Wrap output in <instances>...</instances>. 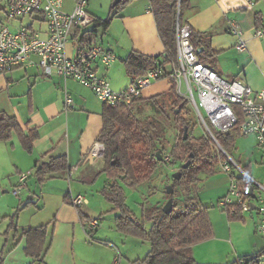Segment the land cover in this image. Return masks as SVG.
Returning a JSON list of instances; mask_svg holds the SVG:
<instances>
[{
  "label": "crops",
  "instance_id": "crops-1",
  "mask_svg": "<svg viewBox=\"0 0 264 264\" xmlns=\"http://www.w3.org/2000/svg\"><path fill=\"white\" fill-rule=\"evenodd\" d=\"M189 1L192 9L198 7L200 12L211 9L214 13L201 23V27H198L200 29L184 19L193 30L204 32L210 37L213 55L204 59L210 68L228 81L235 80L240 72L244 74L245 68H264V44L253 35L255 27L264 22V13L257 9L261 4L252 10L229 9L226 14L225 9L232 4H227L224 0H204L203 3L202 0H195L197 3L194 0ZM150 2L151 0L149 4ZM235 3L236 1L233 4ZM92 15L98 19L95 27L93 24L90 28L73 29L66 52L69 57L75 56L79 42L92 39L88 31L93 27L94 34H103L100 43L112 50L117 58L110 66L98 63L96 70L110 81L113 89L123 90L132 81L124 64L131 51L137 50L153 56L164 53V44L159 36L154 14L147 8L144 9L132 1L122 10L120 17L116 16L117 28L112 33L116 43L107 36L110 27L105 29L100 23L99 20L103 18ZM227 17L239 22L248 40L247 50L239 51V54L244 55L242 61H231V56L234 55L232 53L237 50V39L229 32ZM20 20L22 25L23 19ZM14 22L6 17L5 5L0 2V25L6 23L13 26L12 28L19 27L17 24L13 25ZM39 29L46 32V28ZM105 32H108L107 35H104ZM121 55L125 58L120 59L122 64H119L117 60ZM257 58L260 59L262 67L259 66ZM166 64L170 67V62ZM111 73L128 76L129 84L114 85L110 79L113 77ZM244 82L250 86L252 84L255 90L264 87V78ZM171 85L172 81L157 80L144 90L141 97L150 98L164 93ZM68 94L73 103L66 106ZM103 109L104 103L79 81L72 77L47 76L37 65L18 67L0 74V110L16 116L24 130L37 129L39 133L33 141L32 151L24 149L17 133H13L10 140L0 141V162L3 166L8 164L7 170L0 171V201L8 203L0 208V254L3 256L1 264H129L134 261L127 253L128 243L137 242L138 239L116 228L115 214L110 212L114 206L111 202L109 207L105 204L108 200L102 193L108 188L109 179L104 172L103 153L96 154L95 147L104 124ZM245 137L256 141L252 135ZM258 147L261 150H256L257 158L243 165L248 171L252 165L264 169V150L259 145ZM57 156H64L68 167L46 174L45 179L40 181L36 173L39 165ZM24 171L31 173L18 198L12 190L19 183L20 174ZM253 177L258 180L255 175ZM121 183L126 193V189H137L142 185L133 187L124 183L123 179ZM229 186L230 183L223 195L228 192ZM78 195L86 198V202L79 209L72 204L73 198ZM142 197L141 192L144 208L145 201ZM35 198L37 202L32 205ZM126 202L128 204L127 194ZM104 212L112 214L113 219L103 222L101 218L99 227L92 236H88L84 231V223L91 218H98V215L102 217ZM210 212L209 210V214ZM248 214L255 215L254 212ZM242 215L241 219H232L227 212H218L215 218L210 214L213 235L191 247L198 263L226 264L243 255L259 253V264H264V234L256 231L258 219L249 218L247 212ZM37 226L45 228L44 253L39 259L26 253L28 238L24 235L25 230ZM123 253L129 263L122 259Z\"/></svg>",
  "mask_w": 264,
  "mask_h": 264
},
{
  "label": "built area",
  "instance_id": "built-area-1",
  "mask_svg": "<svg viewBox=\"0 0 264 264\" xmlns=\"http://www.w3.org/2000/svg\"><path fill=\"white\" fill-rule=\"evenodd\" d=\"M232 4L225 9L252 10L257 5L264 6V0H224ZM236 1L235 4H233ZM5 5L9 20L32 16L36 21H45L46 32L41 29L21 25L12 28L9 24L0 25V74L8 73L18 67L39 66L47 76L72 77L91 89L104 104H128L142 96L144 90L153 82L168 78L176 87L177 94L193 108L205 135L224 152L220 160L221 168L231 178L228 193L219 200L225 207L240 208L243 213L256 211L259 218L256 231L264 234V183L256 180L249 171L239 164L223 147L217 133H231L234 129L243 136H254L257 144L264 150V87L255 90L242 80L228 81L210 68L199 56L192 43V26L181 20L179 12L175 22L177 59L161 63L145 74L132 79L127 88L115 90L110 81L97 73L98 63L110 66L116 54L100 42L101 34H94L97 18L88 11V0H75L72 10L63 8V0H0ZM151 11V4H149ZM39 14V15H38ZM228 29L236 39L238 51L248 48L244 30L236 19L227 17ZM94 27L88 31L92 39L82 40L76 47V54L69 57L66 52L71 33L75 28ZM46 34V35H45ZM253 35L264 44V22L257 25ZM165 59V56H163ZM73 103L68 94L66 106ZM104 151V144L98 142L96 154ZM162 160L175 163L173 152L164 153ZM30 171L20 174V181L13 188L15 196L26 186ZM243 177L241 183L239 178ZM253 192L250 193V189ZM257 201V202H255ZM86 202L83 195L73 198L72 204L79 209ZM254 205V207H253ZM100 220L91 218L84 223L88 236L99 227Z\"/></svg>",
  "mask_w": 264,
  "mask_h": 264
},
{
  "label": "trees",
  "instance_id": "trees-1",
  "mask_svg": "<svg viewBox=\"0 0 264 264\" xmlns=\"http://www.w3.org/2000/svg\"><path fill=\"white\" fill-rule=\"evenodd\" d=\"M121 1L119 4H121ZM117 4L115 7H118ZM151 12L154 14L156 27L159 36L164 44V53L153 56L133 50L124 60L127 73L132 79L145 74L149 69L159 64L172 62L177 59L175 22L179 12L183 19V9L189 7V0H151ZM100 23L108 29L112 18L100 19ZM98 22V19H97ZM192 43L204 61L206 56H212L210 37L204 32L193 30ZM163 56H165V59ZM160 98L172 100L174 103L184 100L176 92L172 83L170 89L164 93L154 95L150 98H135L128 104L109 105L104 104V124L98 136V141L104 144L103 159L105 163L106 176L109 179L108 188L102 193L105 198L113 204L112 212L115 214L116 228L137 238H144L150 242V250L145 257L146 264H200L192 254V245L207 239L213 235V226L209 214L210 206H202L198 200L189 196L183 207L177 209L178 203L174 196L173 209L169 214L163 211L166 202H157L154 205H147L143 208V217H138L126 202V192L121 183L131 186L149 182L158 164L163 160L159 159L158 153L163 157L165 148H159L158 143L162 140L165 129L162 124L149 117L142 118L140 115L143 109L136 102L142 101L151 104L155 109L160 107ZM187 103L186 100L184 102ZM185 106L175 105L174 111L182 112ZM185 125L190 128V122L185 120ZM13 133L18 134L21 145L27 151H32L33 141L39 136L37 129L24 130L17 117L11 116L0 110V141L10 140ZM217 138L222 145L229 144L233 139L230 133H217ZM205 136L195 138L196 143L183 138L184 156L175 157L181 165L187 160L190 165L187 169L181 168L182 176L174 179L172 183L174 192L184 175L189 176L191 181H197L202 173L213 172L217 167V154L209 153V147ZM224 143V144H223ZM189 145V146H188ZM209 150V151H208ZM193 153V156H191ZM206 154V156H204ZM175 155V153H173ZM156 158V159H155ZM68 167L64 156L51 157L48 161L42 162L36 173L40 181L45 179L46 174L65 170ZM243 183V177L239 178ZM189 190V189H188ZM232 219L243 218L240 208H224ZM28 238L25 248L26 253L39 259L43 253V242L45 235L44 226L31 227L24 231ZM260 254L243 255L226 264H259ZM3 256L0 254V264ZM41 264V263H40Z\"/></svg>",
  "mask_w": 264,
  "mask_h": 264
},
{
  "label": "rangeland",
  "instance_id": "rangeland-1",
  "mask_svg": "<svg viewBox=\"0 0 264 264\" xmlns=\"http://www.w3.org/2000/svg\"><path fill=\"white\" fill-rule=\"evenodd\" d=\"M128 1H131V2L133 1L135 2V4L140 5L144 9L145 8L148 9L149 7V0H124V2L118 5V7H113L114 0H88L87 9L90 13L96 15L97 17L103 18V19H106L109 17L112 18L113 22H111L109 26L110 31L109 33L105 32L104 35H107L108 33L107 35L108 38L110 36L114 43H116V39L114 38L112 33L114 29L117 28L116 24L118 22L116 20L118 19H116V16L119 15L120 17V14H122V10L127 6L128 3H131ZM203 2L204 0L201 1V3ZM74 4H75V0H63V8L67 11L72 10ZM257 9L262 10V12L264 13L263 5L257 6ZM213 15L214 13L211 11V9H206V10H203L202 12L199 11L198 7L192 9L189 6L183 9V19L189 20L190 23L196 29H200L198 27H201V23L208 20L209 17H212ZM13 21H15L13 25H16V24L18 26L21 25L20 19H16ZM22 21H23L22 22L23 25L30 26L31 24H33L34 28L36 29H39L40 27L46 28L47 26L45 21L43 20L42 22H40V20L36 21L34 18H32V16H26L25 18H23ZM90 27L91 26H88L87 28H90ZM211 34L212 33L210 32L209 36H211ZM234 52L235 53H232L234 55L231 54L232 55L231 61L232 60L242 61L244 55L239 54L240 52L237 50H234ZM124 58H125L124 55L119 56L117 63L122 64L120 59H124ZM251 60L254 61L252 57H251ZM257 60L260 66L261 65V62H259L260 59L257 58ZM112 76L113 77H110V79L111 81L113 80L112 83L114 85L116 83V86H118L119 84H122V85L124 84L123 86H127L129 84L128 76L124 74H117V75L112 74ZM263 78H264V68L262 69L259 68L258 70L255 67L245 68L244 74L240 72L236 76V79H240L244 81L252 80V79H263ZM162 79H166L167 82H170L168 78H162ZM251 87L254 88L252 84H251ZM184 102H185V99L174 103L172 100H168V99L162 100L160 98L161 108L159 109H155V107L152 106L151 104H147L142 101L136 102V105H135V108L138 106V109L139 108L143 109V112H141L139 116H141L142 118L149 117L151 119L156 120L159 124H162V127L165 129V133H164L162 140L158 143V147L165 148L166 149L165 152L171 151L175 153V155H173L174 160H175V157L177 158L178 156L184 157V159L187 158L184 156V153H183L184 152L183 147L186 144L182 142L183 135H184V129H185V126H187L184 123L185 120H187L191 124L190 128H188V137L190 138L192 145L193 143L194 144L196 143L195 138H197L198 136H205L204 128L201 125V123L198 121L197 115L194 112L193 108H191V106L188 103L185 104ZM175 105H178V107L179 106L181 107L184 105L185 107L182 109V112H180L179 111L180 109L178 108L177 112L179 113H175L174 111ZM231 135L233 139L230 141L229 144L223 143L224 144L223 147L226 149L227 152H229V154L239 164L243 166V165L248 164L251 159L255 160V158H257L256 156H258V153L256 152V150L259 151L261 149L258 147L256 141L253 138L245 137L237 133L235 129L231 132ZM207 141L209 143V147L212 148V150L210 151L208 150L209 153L207 154V156L211 155L212 153L217 154L218 156V161L216 164L217 167L213 172L200 174L199 176L200 178L197 181H191L190 180L191 178L189 176L184 175L181 181L178 183L176 191L173 192L172 194H169L166 189L168 185H172V183H174L172 174L176 171H181L182 166H180L181 162L177 160H175V163L172 165H169L165 163L164 161H162L160 164H158V168L156 169L152 179L149 182L142 183V185L138 187L137 189L135 188L126 189L127 191L126 194L128 196V204L133 206L132 209L134 210V213H137L138 217L142 218V214H143L141 192L143 193L142 198H143V201H145V205H146L145 207H147L149 203H151V205H154L156 202H159V201L163 203L165 201L167 202V200L170 198L169 196H174V198L177 199L176 202L178 203V206L176 208L180 209L181 207H183L186 200L190 196L198 200V203L200 205L210 206V209H209L211 211L210 214L212 217L214 216V218L217 216L218 212H226V210L219 204V200L228 193L227 192L224 195L222 194L225 191L227 185H229V183L231 185V178L229 174L226 171H224L220 166V160L224 157V152H222L219 149V147L216 145V143H214L210 139H208ZM204 156H206V154ZM7 166L8 164L3 166V164L0 162V171L3 172L7 170L8 169ZM263 171L264 169H260L259 167L255 168V166L253 165H252V168L251 166L249 168V173H251V175L253 176L255 175L257 179L259 180V182L260 181L264 182V172ZM133 187H137V185H134ZM144 195H146V197ZM28 198H29V195L26 197V200ZM32 201H33L32 205L37 202L36 198ZM106 202L107 203L105 204L109 207V205L111 204L109 203V201H106ZM7 205L8 203H6L5 201H0V208L1 206L4 207ZM93 206L96 207L95 204H93ZM94 207L92 208L96 212L97 210ZM253 212L255 215L248 214L250 212H247V216L252 219L253 218L258 219L259 216L256 213V211H253ZM101 218L103 222H107L108 219L109 220L113 219V215L110 214L109 212L107 213L104 212L102 214V217L101 215H98V219L101 220ZM132 237H135V236H132ZM136 239H138L137 242L134 241L131 244L128 243V249H127V253L131 257H133L134 261L132 263H129L124 258L126 255L124 253L122 254V259L126 261L125 263H129V264H146L144 259L150 250V242L144 238L136 237Z\"/></svg>",
  "mask_w": 264,
  "mask_h": 264
},
{
  "label": "water",
  "instance_id": "water-1",
  "mask_svg": "<svg viewBox=\"0 0 264 264\" xmlns=\"http://www.w3.org/2000/svg\"><path fill=\"white\" fill-rule=\"evenodd\" d=\"M121 1H122V0H114V2H113V7H115V6H116L117 4H119ZM183 138H184V139H187V138H188V126H185ZM158 155H159V159L161 160V159H162V156L160 155V153H158ZM191 156H193V153H191ZM190 161H191V160H188V161H186L185 163H183L182 168H183V169H187V168L189 167V165H190ZM181 176H182V171H176V172H174V173L172 174V177H173L174 179H177V180L180 179ZM166 190H167V192H168L169 194H172V193L174 192V187H173V185H168ZM252 192H253V188L250 189V193H252ZM253 207H254V205H253ZM172 209H173V198H169V199L167 200V202H166V203L164 204V206H163V211H164L165 213L169 214V213L171 212Z\"/></svg>",
  "mask_w": 264,
  "mask_h": 264
}]
</instances>
